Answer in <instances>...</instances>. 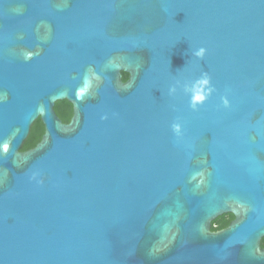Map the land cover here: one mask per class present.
I'll list each match as a JSON object with an SVG mask.
<instances>
[{
	"label": "water",
	"instance_id": "water-1",
	"mask_svg": "<svg viewBox=\"0 0 264 264\" xmlns=\"http://www.w3.org/2000/svg\"><path fill=\"white\" fill-rule=\"evenodd\" d=\"M263 238L264 0H0V264H264Z\"/></svg>",
	"mask_w": 264,
	"mask_h": 264
},
{
	"label": "flooded vegetation",
	"instance_id": "flooded-vegetation-1",
	"mask_svg": "<svg viewBox=\"0 0 264 264\" xmlns=\"http://www.w3.org/2000/svg\"><path fill=\"white\" fill-rule=\"evenodd\" d=\"M52 111L54 115L65 125L70 122L71 117L73 116L72 105L67 101L55 102L52 105ZM43 134H44V124H43V120L39 116L30 126L26 139L20 145L19 152H26L32 150L41 141V139L43 138ZM233 221H234V216L232 214L221 215L217 217L215 220H213L212 223H210L211 232H220L226 229Z\"/></svg>",
	"mask_w": 264,
	"mask_h": 264
},
{
	"label": "clouds",
	"instance_id": "clouds-1",
	"mask_svg": "<svg viewBox=\"0 0 264 264\" xmlns=\"http://www.w3.org/2000/svg\"><path fill=\"white\" fill-rule=\"evenodd\" d=\"M204 54H205V50H204L203 48L199 49V50L195 53V55H196L198 58H203ZM202 82L205 83V84L208 83V79H207V76H206V75H205V79H204ZM203 100H204V96L197 95V96L195 97V101H196V102H200V101H203ZM222 103H223L224 107H228V101H227V99H223V98H222ZM173 128H174V130H177V131H178V126H177V125H174ZM200 175H201V182H202V180H203V174H200Z\"/></svg>",
	"mask_w": 264,
	"mask_h": 264
},
{
	"label": "trees",
	"instance_id": "trees-1",
	"mask_svg": "<svg viewBox=\"0 0 264 264\" xmlns=\"http://www.w3.org/2000/svg\"><path fill=\"white\" fill-rule=\"evenodd\" d=\"M126 78H127V75L126 74H122V80H123V82L126 80ZM261 247L264 249V239H262V241H261Z\"/></svg>",
	"mask_w": 264,
	"mask_h": 264
}]
</instances>
